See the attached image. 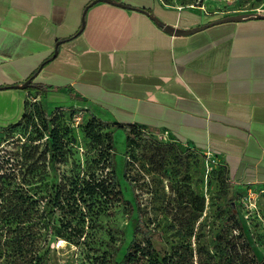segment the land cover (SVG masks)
<instances>
[{"label": "crops", "instance_id": "crops-1", "mask_svg": "<svg viewBox=\"0 0 264 264\" xmlns=\"http://www.w3.org/2000/svg\"><path fill=\"white\" fill-rule=\"evenodd\" d=\"M260 13L264 0H0V125L23 117L29 93L53 97L167 132L218 156L233 182L263 185ZM239 14L252 16L224 20Z\"/></svg>", "mask_w": 264, "mask_h": 264}, {"label": "rangeland", "instance_id": "rangeland-1", "mask_svg": "<svg viewBox=\"0 0 264 264\" xmlns=\"http://www.w3.org/2000/svg\"><path fill=\"white\" fill-rule=\"evenodd\" d=\"M166 1L190 3L200 0ZM37 97L29 93L26 100L38 102L34 101ZM42 103L50 112L66 102L49 97ZM64 108L71 113L70 118L62 121L72 127L73 142L66 146L62 157L49 153L46 160L34 164V169L30 165L32 161L25 160L27 151L22 142L29 143L30 138L38 136L36 126L25 123L0 133L3 186L18 188L29 194L31 200H39L41 210L47 205V211H50L48 197L43 196H48L58 184H66L69 188L70 180L76 176L88 177L94 172L102 177L109 169H102L100 146L92 144L82 125L74 122V112L83 108L76 105H65ZM109 131L103 129L102 132ZM125 142V131L115 129L112 154L122 198L112 204L108 202L109 213L93 214L86 219L83 234L73 233L71 241L54 235L51 226L67 219L80 226L79 214L72 217L61 210L53 211L51 216L55 223L42 229L48 238L42 242L44 249L48 248V264H110L120 260L140 221V214L141 227L156 234L158 247L170 249L189 244L194 260H199L202 255L203 263L222 261L224 264L232 254L230 259H235L230 264H240L243 260L250 261L249 244L254 262L264 264V184L235 183L228 179L218 156L189 147L171 136L152 132L137 133L135 155L125 170ZM42 149L43 143L38 152ZM38 216L39 213L32 210L26 226L37 230ZM31 228L24 231H32ZM29 236L33 238L34 234ZM138 240H141L140 235ZM2 241L4 235L0 229V251Z\"/></svg>", "mask_w": 264, "mask_h": 264}, {"label": "trees", "instance_id": "trees-1", "mask_svg": "<svg viewBox=\"0 0 264 264\" xmlns=\"http://www.w3.org/2000/svg\"><path fill=\"white\" fill-rule=\"evenodd\" d=\"M35 87L44 91L47 90L43 86L38 85ZM67 111L69 110L65 109L64 106H58L49 112L44 108L43 103L26 100L23 117L18 122L8 126L0 125V133L7 128L17 127L25 123L29 126H36L38 136L30 138L29 143L22 142V146L27 151L25 152V160L32 161L30 165L34 169V164L39 160H46L49 153L62 157L66 146L73 142L72 127L69 124H63L65 121H62L66 117H71V113ZM76 114L74 112L73 118ZM80 124L85 135L90 138L91 143L100 146L102 169L109 168L106 175L101 177L91 172L88 177L83 176L80 178V176H76L70 180L69 188L66 184H58L53 192L48 196H43L45 199L48 197L47 202L51 207L50 211H47V205L41 210L39 200H31L29 194H25L18 188L7 189L4 187L2 182L4 174H0V229H2L4 235V241L1 242L0 264H48V248L44 249L45 243H42L47 241L48 238L47 234L42 232V229H47L52 222L55 223L51 216L53 211L61 210L63 213L72 215V217L79 214L82 221L80 226L72 224V219L51 226L54 235L71 241L73 233L77 236L83 234L86 219H90L93 214L109 213L108 202L112 204L122 198L119 179L116 175V164L112 154L115 151L114 130L121 128L126 133L125 170L128 169V165L132 161L131 158L135 155L137 133H157L136 124L105 122L94 114L88 113V111L84 113L82 121L77 125ZM103 129H109L110 131L102 132ZM42 143L44 149L38 152ZM224 168L228 179H230L225 165ZM126 175L129 176L128 172H126ZM32 210L39 213L37 230L32 229L31 226H26L31 219ZM232 214L235 218H238L235 212ZM139 219L140 221L134 227L133 237L125 253L120 260L110 264H223L222 261L220 263L215 261L203 263L202 255L199 256V260H194L193 250L189 244H181L178 247L172 246L170 249L156 246L155 240L159 238L153 231L141 227L142 214L139 215ZM26 228H31L32 231H24ZM30 234H34V237L31 238ZM138 235L141 236V240H138ZM29 237L31 240H28ZM27 245L32 247L33 250L26 248ZM247 245L250 249V261L243 260L240 264H258L254 262L252 246ZM231 256L232 254L227 257L229 259L224 264L232 263L231 261L235 258L230 259ZM1 257H3V260Z\"/></svg>", "mask_w": 264, "mask_h": 264}, {"label": "water", "instance_id": "water-1", "mask_svg": "<svg viewBox=\"0 0 264 264\" xmlns=\"http://www.w3.org/2000/svg\"><path fill=\"white\" fill-rule=\"evenodd\" d=\"M109 1H112V0H109ZM122 5L125 6V4H122ZM251 16H252L251 14H239V15H235V16H228L224 20H233V21H235V20H242L244 18L251 17ZM257 17L264 18V13L258 14ZM165 28H166L167 31H169L171 33L174 32V28L172 26H170V25H165ZM197 30H198L197 28H194V29L189 30L188 32L191 33V32H195ZM28 85H29V81L25 82L22 87L23 88H26V87H28Z\"/></svg>", "mask_w": 264, "mask_h": 264}, {"label": "built area", "instance_id": "built-area-1", "mask_svg": "<svg viewBox=\"0 0 264 264\" xmlns=\"http://www.w3.org/2000/svg\"><path fill=\"white\" fill-rule=\"evenodd\" d=\"M34 101H38V102H41V103H42V100L39 99L38 97H37ZM85 112H86V110H84V109H81V110H79V111L77 112V114H76L75 117H74V122H75L76 124H79V123L82 121ZM160 134L167 135V132H164V133L162 132V133H160Z\"/></svg>", "mask_w": 264, "mask_h": 264}]
</instances>
